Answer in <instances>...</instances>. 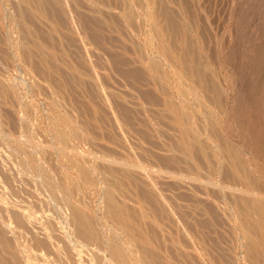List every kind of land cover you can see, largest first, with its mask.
Returning <instances> with one entry per match:
<instances>
[{"label":"rangeland","instance_id":"374dc122","mask_svg":"<svg viewBox=\"0 0 264 264\" xmlns=\"http://www.w3.org/2000/svg\"><path fill=\"white\" fill-rule=\"evenodd\" d=\"M257 197L264 0H0V264H264Z\"/></svg>","mask_w":264,"mask_h":264},{"label":"bare ground","instance_id":"6f19581e","mask_svg":"<svg viewBox=\"0 0 264 264\" xmlns=\"http://www.w3.org/2000/svg\"><path fill=\"white\" fill-rule=\"evenodd\" d=\"M34 1V0H33ZM36 1V0H35ZM169 20V24L171 25V30L173 32L176 31V24L174 22V20L172 19H168ZM185 55L187 57H191V51H190V48L188 46L185 47ZM202 69L197 66V67H193V70H192V75L193 77L197 80V81H200V86H202V88H205V89H208V90H212L213 92L216 93V99L217 101L220 103L222 100H221V97L220 95L218 94V90H217V87L214 85V84H207L205 79L203 78V73H202ZM196 96V95H195ZM196 99L198 100V96H196ZM237 123V122H236ZM235 123V124H236ZM240 131L243 129L242 128V125L238 122V124L236 125ZM235 128V129H236ZM246 139V137H245ZM248 139V138H247ZM248 207H251L258 215V218L259 220H261V222H264V215H263V212H264V208H263V205H262V200L260 199V197H257L256 199H252L251 201H249V203L247 204ZM12 208V207H11ZM10 209V208H9ZM9 211V210H8ZM15 213V212H14ZM21 214V213H20ZM21 218V216H20Z\"/></svg>","mask_w":264,"mask_h":264}]
</instances>
